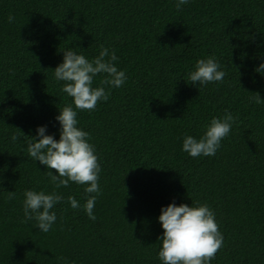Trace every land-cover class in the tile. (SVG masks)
<instances>
[{
	"label": "trees",
	"instance_id": "1",
	"mask_svg": "<svg viewBox=\"0 0 264 264\" xmlns=\"http://www.w3.org/2000/svg\"><path fill=\"white\" fill-rule=\"evenodd\" d=\"M176 2L0 0V264H162L158 217L172 203L214 212L224 239L210 264H264V73L255 71L264 0H189L179 11ZM101 45L127 80L94 111L77 110L101 165L91 220L87 185L56 188L27 146L41 126L59 140L56 117L74 108L54 76L64 51L91 61ZM209 57L223 82L191 84L196 62ZM226 113L235 123L215 156L183 151L186 135L199 140ZM28 190L64 197L47 233L22 222Z\"/></svg>",
	"mask_w": 264,
	"mask_h": 264
},
{
	"label": "clouds",
	"instance_id": "2",
	"mask_svg": "<svg viewBox=\"0 0 264 264\" xmlns=\"http://www.w3.org/2000/svg\"><path fill=\"white\" fill-rule=\"evenodd\" d=\"M188 3L189 0H177L175 7L179 11ZM14 19L10 14L8 22L12 23ZM117 60L115 51L110 52L103 45L99 55L91 61L72 50L64 51L63 62L55 68L54 76L57 81L65 82L62 92L72 98L75 110L72 105L65 106L56 117L61 126L59 140L46 135V126H41L37 129L39 139L32 138L27 146L28 155L48 169L46 174L56 188H66L70 182L87 185L84 190L90 195L83 208L91 220L96 219L93 210L101 194L98 183L101 165L94 146L88 142L89 133L77 127V110L94 111L98 102L109 99L111 88L123 86L127 76L125 71L115 66ZM255 71L264 73V63ZM100 74H105L100 81L101 86L93 88L94 78ZM225 75L216 59L209 57L196 62L195 70L189 73L188 80L193 85L199 83L206 86L223 82ZM105 86L109 91L105 90ZM252 99L256 103L262 102L258 93ZM234 123L235 118L231 113H226L223 118L214 117L199 140L190 135L184 137L183 151L193 158L215 156ZM19 139L15 134L11 136L13 142ZM53 170L56 174H53ZM93 193L95 195H91ZM15 196L14 191L8 192L9 199ZM24 197L25 219L22 222L35 220L36 228L43 233L49 232L57 219L51 210L64 197L57 192L46 194L34 190L25 191ZM67 202L73 209L80 208L79 202L72 196L67 198ZM158 220L163 228V235L159 237L162 247L158 252L162 264H210L223 246L224 238L215 214L206 204L193 207L172 203L161 209Z\"/></svg>",
	"mask_w": 264,
	"mask_h": 264
}]
</instances>
